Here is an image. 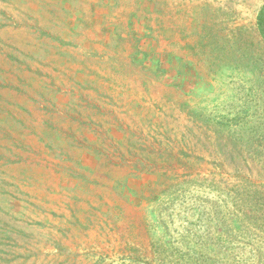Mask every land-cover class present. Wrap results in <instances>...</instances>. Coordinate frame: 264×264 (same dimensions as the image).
Here are the masks:
<instances>
[{"label":"rangeland","instance_id":"1","mask_svg":"<svg viewBox=\"0 0 264 264\" xmlns=\"http://www.w3.org/2000/svg\"><path fill=\"white\" fill-rule=\"evenodd\" d=\"M264 0H0V264H264Z\"/></svg>","mask_w":264,"mask_h":264},{"label":"trees","instance_id":"2","mask_svg":"<svg viewBox=\"0 0 264 264\" xmlns=\"http://www.w3.org/2000/svg\"><path fill=\"white\" fill-rule=\"evenodd\" d=\"M256 28L260 39L264 44V2L256 16Z\"/></svg>","mask_w":264,"mask_h":264}]
</instances>
